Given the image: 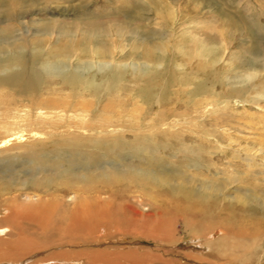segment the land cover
<instances>
[{"label":"rangeland","instance_id":"1","mask_svg":"<svg viewBox=\"0 0 264 264\" xmlns=\"http://www.w3.org/2000/svg\"><path fill=\"white\" fill-rule=\"evenodd\" d=\"M10 1L14 4V10H19L12 16L15 21L6 23L5 11L0 7V45L3 48L0 58L7 56L5 60L10 62L5 65V73L21 66L17 69L22 70L24 75L35 78L47 76L48 81L41 84L32 97L17 95L11 89H0V102L3 100L0 109L12 110L14 114L12 108L22 110L26 105L29 107L27 114L35 123V110L44 109L43 104L47 105L50 101H64L70 106L66 115L58 116H62L63 122L73 125L80 123L82 119L72 114L83 111L79 104L82 100L89 103L94 97L73 96L70 89L56 77L53 78L48 70L54 67L60 72L70 71L80 77L93 75L97 82L103 78L111 79L112 71L98 69L93 64L96 59L92 53L99 51L108 54L102 57L103 60L115 61L106 64L124 65L127 69L122 85L129 89L132 98L127 96L126 99L123 92L113 95L121 96L116 101L126 102L125 107H113L112 113L126 115L122 120L127 123L137 118L155 123L139 127L142 135H147L151 140L131 144L132 134L126 132L122 147L96 149L95 152L100 155L98 159H83L82 163L75 164L74 174L86 180L81 189L82 193H86V200L95 203L97 211L103 209L106 214L110 211L111 218L100 227L92 243L78 247L81 252L85 249L96 250L97 253L121 259V253L139 248L155 250L159 254L167 250L165 257L172 260V264H249L246 259L253 260L250 264H264V113L258 114L259 111L251 103L255 94L264 88V0ZM11 25L15 26V30L7 37L1 30ZM21 39L28 40V47H24L26 43L20 44ZM202 48L211 57L209 61L217 62L212 69L209 61H201L196 58L197 55L194 56ZM153 51L162 56L164 72L148 88L155 96L163 93L161 100L165 105L162 108L148 107L136 100L142 84L133 81L132 69L127 68L133 61L144 64L142 70H146L147 66L154 68L143 57ZM253 75L254 89L240 83ZM182 80H189L191 86L185 87ZM180 82L182 86H179ZM233 88H242L240 99L231 91ZM195 89L198 95L204 94V89H213L219 95V101L227 103L218 111L217 122L214 118L210 121L211 117L206 113L196 116L199 119L197 124L202 126L201 131L187 130L180 139L166 136L162 131L148 132L151 127L164 129L155 119L161 110H170L172 119L174 111L180 114L189 110L184 101H188L187 94L190 100L194 98ZM240 100L245 102L241 103ZM257 104L264 107V99ZM92 105L89 103L90 108L86 112L91 111ZM87 115L83 120L88 119ZM175 119L181 123L185 118ZM51 120L61 122L57 116ZM6 121V118H0V142L5 137L13 136L14 131L3 127ZM73 131L81 133V130L74 128ZM25 134L22 140L13 137L9 147L6 145V148H2L5 152H0V209L10 196L22 194L21 200H24L23 195H36L29 190L31 185L36 187V193L52 194L57 190V195L64 197V202L72 206L78 197L70 190L59 187L53 177L55 171L47 170L42 176L40 173L34 176L27 164L22 163V152L28 150L42 154L53 149L48 143L42 144L48 145L46 149H41V144L26 146L36 138ZM207 134L211 136L210 141L206 139ZM15 143L21 144L22 149H17L13 145ZM87 145L84 148L91 151L92 145ZM5 159L12 160L8 170ZM129 168L143 169L148 177L138 183L131 176L116 174L118 171L123 175L122 172ZM101 171L112 175L110 181L100 178ZM32 179L41 182H31L20 188L21 192H16L14 188L8 192L4 189L5 184L10 188V183L21 185ZM153 179H158L160 184L154 183ZM48 181L51 182L49 186ZM166 181L167 185H162ZM173 184L181 185L176 194L169 189V185ZM207 188L214 191L213 195L206 193L209 192L204 190ZM203 192L202 200L198 194ZM190 193L195 194L191 196L193 200L189 199L195 204L193 206H189L184 199ZM97 196L104 206L98 205ZM229 197L234 200L230 199L227 203L225 199ZM160 207H166L171 212L170 219L174 212L178 214L174 218V228L176 238L184 239L180 245L157 247L148 239L138 240L118 234L128 228V222L122 221L124 214L127 220L149 221ZM188 208L196 215L199 213L201 218L191 216L184 219L182 213ZM5 217L6 214L0 210V221ZM192 222L196 229V225H199L208 230H196L192 234L188 227L181 228L185 223H191L192 227ZM223 224L235 230L229 233ZM252 224L259 226L253 235L238 230ZM0 228L4 229L0 230V238L11 230L9 223ZM214 234L217 235L212 238ZM209 239L223 242L226 250L223 246L218 250H209ZM171 250L175 255L172 256ZM81 260L88 264L87 256H82ZM75 263L77 261L71 263L67 259L51 262Z\"/></svg>","mask_w":264,"mask_h":264},{"label":"bare ground","instance_id":"2","mask_svg":"<svg viewBox=\"0 0 264 264\" xmlns=\"http://www.w3.org/2000/svg\"><path fill=\"white\" fill-rule=\"evenodd\" d=\"M0 7L5 11L4 22L8 23L15 21V18L12 16L16 14L19 9L16 11L14 10L13 2L10 0H2L0 2ZM14 30L15 26L11 25L9 28L1 30V32H3L7 37H10ZM23 43H26L24 47H28L27 39H21L20 44ZM7 45L8 44L5 46ZM2 49L3 48L0 45V50ZM204 51L205 49L202 48L199 53L194 54V56L197 55V59L207 62L211 59V57ZM92 55L96 59V61L93 63L96 68L109 69L110 72L112 71L111 79L106 80L103 78L100 82H97L93 75L80 77L74 72L68 71L67 73H63L54 67H50L48 70L53 74V78L56 77L62 82V85L70 89V91L73 93V96L81 97L86 95L94 97V100L89 101L90 104L94 105H92L93 107H91V111L89 110L90 112L86 111L91 105L89 106L88 101L82 100L79 104L82 106L81 109L83 111L78 114H72L74 117L82 119L80 123H75L73 125L71 122H63L62 116H58L66 115L65 112H67V109L70 106L69 103H63L64 101H50L47 103V105L43 104L44 109L35 110L37 114L35 123L31 121L29 115L27 114L29 107H25L26 105L22 107L23 109L25 107L24 110H17L15 107L12 108L14 114L11 112L12 110L9 111L7 108V110H5V108L4 110L0 109V118H6L7 120L3 123L4 129H7L8 131H14L13 136L5 137L3 142H0V152H5V150L2 148H6V145L8 146L13 137H16L18 140H22L23 134L25 133L30 134V137L35 136L36 138L35 140H31L26 144V146L29 145L28 147L35 145L41 146L42 144L48 143V145L53 148L49 152H43L42 154L28 150L22 152L20 154L22 163L27 164L29 172L34 174V176L37 173L44 175L47 170L55 171L56 173H53V177L58 181L59 187L70 190L75 194V197H78L71 206L70 204L64 202V197L57 195V190H55L52 194L36 193V187L33 185L29 186V190L31 192H35L36 194L32 197L23 195L24 200H21L22 196L20 195L22 194L10 196L3 208L1 207L0 209L6 214L5 219L0 221V227L8 223L11 227V230L8 231V233L6 232L7 235L5 233L3 237L0 238V262L2 263L51 264L53 260L59 261L61 259H67L71 263L77 261L75 264H86L85 261L81 259L82 256H87L88 264H172V260L165 257V254L168 253L167 250L166 252L159 254L160 252L155 250L136 248L137 250L135 249L121 253V259H119L117 257H109L105 253H97L96 250L92 251L85 249L81 252L80 248H78L85 247V245L92 243L93 237L99 233L100 227L103 226V224H107V221L111 218L109 217L110 211H108L107 214L103 209L102 211H97L94 208L95 203L86 200V193L81 192L83 186L82 184L85 183L86 180L74 174L75 164L82 163L83 159H92L93 161L98 159L100 155L95 152L96 149H105V147H109L111 149L122 147V141H125L126 132L132 134L133 140L131 144L144 143L149 139L151 140V138L147 135H142V131L139 127L144 126L145 124H155L153 121L148 120L147 123L139 118L131 122L128 120L127 123L125 120H122L124 117H126V115L123 116L122 113H112L113 107H125V100L116 101L117 99L121 98V96L112 97L113 95H118L119 93L123 92L124 94L122 95H124L126 99H128L127 96L132 98L129 89L122 85L124 83L127 69L124 67V65L121 66L119 64H114L115 66H110L109 64H106L110 60L107 59L105 61L102 59V57L107 56V53L98 51L97 53H92ZM143 57L148 59L149 63L154 68L147 66L146 70H142V66L145 67V65L134 61L127 67L128 69H132L133 81L140 82L142 84L140 89L137 91L139 97H137L136 100H139L140 104L142 105H148V107L149 105H152V107L158 106L162 108V106L165 105L163 100H161V98L164 97L163 93L155 96L150 93L148 87L156 78L163 74V58L154 51L151 53L147 52V54L143 55ZM6 58L7 56L0 58V89H11L17 95L32 97V95L40 89L41 84H47V76H44L45 78H35L33 76L28 77L24 75L22 70L17 69L21 66L17 68L12 66L15 69H11L8 73H5V65L10 64L8 60H5ZM110 62L114 63L115 61ZM216 64L217 62L214 61H209L208 63L211 69ZM254 80L255 75L245 78L240 83H244V85H250V88L254 89ZM182 81L184 82L185 87L191 86L189 80ZM179 86H182L181 82ZM231 91L233 94H236L238 99H240L242 88H233ZM193 92L194 98L190 100L189 94H187L188 101H184L185 107H190L189 110L181 111L182 113L180 114H178L179 112L174 111L172 115L174 117L173 119L170 118V110H161L159 115H155V119H157L158 124L162 125L164 129L161 127L156 129L151 127L148 132L159 133V131H162L166 136H176L177 139H180L183 136L182 133L187 132V130L201 131L202 126L197 124L199 119L196 118V116L206 113L208 117H211L209 119L210 121L214 118V120L217 122L218 111L223 106L227 105V103L225 101H219V95L213 89H204V94L202 95L196 94L197 89H195ZM261 99H264V88L262 91H259L255 94L251 102L257 111H259L258 114L264 113V107L257 104ZM2 101L3 100L0 102V107L3 104ZM240 102L244 103L245 100H240ZM2 112L4 113L2 114ZM245 112L248 113L249 111L245 110ZM87 113L91 114H88V116ZM86 115L88 116V119L83 120ZM54 116H57L61 122L52 121L51 118ZM175 117H184V122L180 123L175 119ZM73 128L81 130V133L74 132ZM44 130H48L49 132ZM59 133L60 135H58ZM206 137L208 141L211 140L210 135L207 134ZM86 144L92 145L93 148L91 151H86L84 148ZM13 145L17 149H22L19 146L21 144L17 145V143H15ZM48 145H42L41 149H46ZM12 146L10 150H12ZM133 149L135 150V148ZM49 156L53 157L49 158ZM101 157H104L103 154H101ZM12 158L16 157L12 156ZM9 159H5L7 170L9 167H11L10 161L12 160L7 161ZM143 161L147 163L146 159H143ZM122 173L123 175L116 171L117 175L131 176L133 179H136L138 183L144 182L143 179L148 177V174L144 173L143 169L129 168L124 170ZM111 176V174H105L103 171L100 173V178L105 181H110ZM152 181L156 184H160L158 179H153ZM31 182L39 184L41 180L35 181L32 179L29 182L23 183L21 185L10 183L9 185H12L10 188L7 184H5L4 189L8 192L10 189L14 188L16 192H21L20 188H23L25 185ZM50 184L51 182L48 181L47 185L49 186ZM162 185H167V181L166 183L162 182ZM180 186L181 185L174 184L169 185V189L173 194H176ZM204 190H208L209 192L206 193L213 195L212 192L214 191H211L208 188ZM197 191H201V189ZM198 195H200L199 199H202L204 192ZM191 196H195V194L190 193L188 194V198L187 196L184 197L185 202L189 206L195 205L192 201H190L193 200ZM225 200L228 203V200L232 201L234 198L229 197ZM96 201L99 206H104L101 202H99L98 196L96 197ZM7 205H10L11 207ZM184 211L185 212L182 213L184 219L191 216H197L199 219L201 218L199 213L196 215V213H194L195 211L190 210L189 208L185 209ZM170 214L171 212H169L166 207H160L156 211L155 216L149 221L127 220L126 214H124L122 221L128 222V228L123 231L119 229L121 232L118 234L121 236L128 235L131 238L138 240L148 239L149 241L155 243L157 247H161V245L163 247H174V245H177V243L180 245V241H183L184 239L182 237L176 238L177 233L176 229L174 228L176 226V220H174V218L175 215L177 217L178 214L174 212L172 219L168 218ZM196 226L197 229L195 225L193 226L192 222V227L191 223H185V226L181 228L184 229L188 227L190 229V233L192 234H194L196 230L201 232L208 230V228L203 226ZM223 226L229 233L235 230L232 226H227V224H223ZM238 227L239 225H237V228ZM0 230L3 231L4 229L0 228ZM213 230L215 231V229ZM238 230H240L242 233L253 235L257 230H259V226L257 224H252L251 226L241 227ZM215 233H217V230ZM216 235L217 234L212 235V238ZM223 240L224 239H221V241ZM222 246L223 242L214 241L213 239H209L207 242V248L209 250H218L222 248ZM223 247L224 250H226L225 246ZM92 252L94 254H92ZM171 252L172 256L175 255L172 250ZM176 256L180 255L177 254ZM30 257L38 258L32 260ZM185 257L189 258V256ZM246 261L249 264L253 262L251 259H246ZM228 264L232 263L228 262Z\"/></svg>","mask_w":264,"mask_h":264}]
</instances>
